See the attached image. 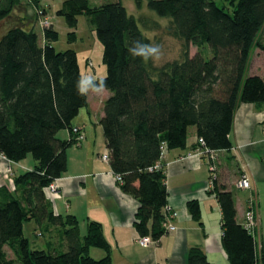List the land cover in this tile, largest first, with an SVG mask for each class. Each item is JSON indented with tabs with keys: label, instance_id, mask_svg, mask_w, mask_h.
Instances as JSON below:
<instances>
[{
	"label": "trees",
	"instance_id": "1",
	"mask_svg": "<svg viewBox=\"0 0 264 264\" xmlns=\"http://www.w3.org/2000/svg\"><path fill=\"white\" fill-rule=\"evenodd\" d=\"M41 1L27 4L39 9ZM52 1L61 2L56 15L71 30L80 16L90 18L103 47L106 76L84 80L76 52H57L53 47L58 33L51 27L43 30V44L24 20L1 36L0 156L12 165L32 156L35 166L29 172H11V185L0 186V264H113L101 224L89 222L81 236L78 219L54 216L44 195L67 171V151L76 145L73 121L88 105L84 82L110 92L100 121L109 164L122 177V191L139 204L136 231L157 244L166 234L168 206L163 149H186L188 131L195 128L197 148L214 154L230 151L238 106H264V76L248 75L253 49L264 55L258 39L264 29V0H230L231 14L213 0H147V9L168 21L167 34L183 43L180 58L162 65L154 62L152 40L140 29L141 25L152 32L159 28L156 21H138L120 1L98 7L88 0ZM20 3L0 0V23ZM69 40H76L75 32ZM190 46L197 49L194 56ZM65 130L71 132L70 140L58 136ZM210 165L216 176L217 164L211 157ZM217 178L213 191L221 208L229 264H264L259 236L238 223L234 197L227 188L217 187ZM188 209L199 222V204L191 201ZM44 218L60 229L65 248L31 246L24 225L32 220L40 224ZM91 249L105 256L95 259ZM188 264L211 263L201 249L192 248Z\"/></svg>",
	"mask_w": 264,
	"mask_h": 264
},
{
	"label": "crops",
	"instance_id": "2",
	"mask_svg": "<svg viewBox=\"0 0 264 264\" xmlns=\"http://www.w3.org/2000/svg\"><path fill=\"white\" fill-rule=\"evenodd\" d=\"M257 70L248 71V75L264 76V72ZM85 92L88 105L73 121V127L80 128L85 139L67 151V171L54 182L58 198L55 201L46 198L54 216H75L81 236L86 234L89 222L101 224L113 264H188L192 248L201 249L211 264H229L222 240L221 208L213 191L217 176V187L227 188L234 197L239 224L245 223V215L254 200L259 221L258 248L264 254V106H238L230 135L233 147L215 153L216 176L211 171L210 156L197 154L195 128L188 131L186 149L166 150L161 164L166 174L168 207L177 213L170 221L175 230L166 232L157 244L142 247L134 227L139 204L122 191L109 162L102 160L108 149L100 121L110 92L92 87H87ZM58 136L70 140L72 134L65 130ZM25 162L12 165L0 156V186L7 185L8 169L15 175L33 170L35 163ZM242 176L250 180V190L237 188L236 182ZM191 201L200 206L199 222L189 212ZM29 231L34 233V239L27 234ZM24 234L34 248H65L60 229L48 225L45 218L40 224L35 220L26 222ZM40 238L44 240L40 242ZM90 254L95 259L105 256L97 249H92Z\"/></svg>",
	"mask_w": 264,
	"mask_h": 264
},
{
	"label": "rangeland",
	"instance_id": "3",
	"mask_svg": "<svg viewBox=\"0 0 264 264\" xmlns=\"http://www.w3.org/2000/svg\"><path fill=\"white\" fill-rule=\"evenodd\" d=\"M92 7H98L105 2H118L120 1L128 13L134 16L138 21L141 18H147L150 21H156L159 24V28H156L152 32H148L142 28L140 29L146 36L152 40V47L159 46V58H155L156 54L151 51V56L157 65H162L168 61L177 60L181 56L183 43L178 41L166 32L168 21L165 19H159L153 12L147 9L146 1L140 0L139 7L136 4L137 0H88ZM221 8H224L226 12L232 13L233 9L230 7V0H213ZM61 7V2H55L52 0H42L39 9H34L27 4V0H21L20 6L17 7L12 16L6 21L0 23V38L3 36L9 28L18 25L21 22L29 23L30 27L34 29L35 33L40 37V43L43 44V30L46 28H53L58 33V40L53 43V47L57 52H64L67 50H74L77 54L78 63L80 67L83 79L91 78L93 76H100L101 78L106 76V67L103 64V47L95 34V27L87 16H80L78 25L75 30H71L65 23L62 17L56 15L57 11ZM49 22V26H46V22ZM29 26V25H28ZM75 32L76 40L70 41L69 34ZM259 41L264 44V29L259 35ZM197 49L190 46V55L194 56ZM258 69V70H257ZM264 72V55L260 49L254 48L251 54L248 71ZM87 85L84 83L83 90L87 91ZM62 132V131H61ZM25 163L34 162L32 156H28ZM24 160V161H26ZM28 170L25 172H29ZM20 172H23L22 170ZM24 173V172H23ZM66 173V172H65ZM11 176V175H10ZM8 182L6 184L11 185L12 178L7 176ZM56 186V185H55ZM57 187V186H56ZM45 198L55 201L59 195L51 193L47 188L44 190ZM33 239L34 233L27 232ZM30 237V238H31ZM44 239L40 238V242ZM260 240V239H259ZM258 241V239H257ZM259 244V242L257 243ZM154 245V244H153ZM152 245V246H153ZM92 250V249H91ZM260 249L258 248V251Z\"/></svg>",
	"mask_w": 264,
	"mask_h": 264
},
{
	"label": "built area",
	"instance_id": "4",
	"mask_svg": "<svg viewBox=\"0 0 264 264\" xmlns=\"http://www.w3.org/2000/svg\"><path fill=\"white\" fill-rule=\"evenodd\" d=\"M46 26H49V22L47 21ZM73 134H74V138H75V143L76 145H80L84 139L85 136L83 135L82 131L80 128H73ZM202 142V141H200ZM165 154V150L163 149V156ZM197 154L198 155H209L211 157L212 160H215V154L209 151H205L202 148H198L197 149ZM102 160L109 162V156L107 154L102 156ZM156 168H159V166H157ZM213 170V168H211ZM11 170L8 169V174H11ZM116 181L117 183H122V177L120 175H116ZM12 183V181H11ZM236 186L238 189H242V190H250L252 188L250 180L248 179V177L246 176H242L237 182H236ZM49 191L51 193H57L58 188L55 186V184H51L49 186ZM252 204V205H251ZM251 204H250V209L247 211L246 215H245V226L247 228V230L256 236H259V221H258V217L256 215V212L254 211V200H251ZM177 216V213L171 208L167 206V213H166V217H165V222L163 224V227L165 229L166 232H172L175 230V227L170 223V221H172V219H174ZM138 243L139 245H141L142 247H149L153 244H155V242L148 236L146 237H139L138 239Z\"/></svg>",
	"mask_w": 264,
	"mask_h": 264
},
{
	"label": "clouds",
	"instance_id": "5",
	"mask_svg": "<svg viewBox=\"0 0 264 264\" xmlns=\"http://www.w3.org/2000/svg\"><path fill=\"white\" fill-rule=\"evenodd\" d=\"M137 47H139V48H143V47H148L147 45H143V46H141V45H137ZM133 51H135V49H133ZM151 51L153 52V53H155L156 54V56H155V58H159V51H160V49H159V46H154V47H152L151 48Z\"/></svg>",
	"mask_w": 264,
	"mask_h": 264
}]
</instances>
